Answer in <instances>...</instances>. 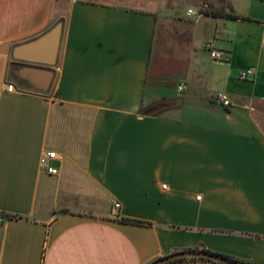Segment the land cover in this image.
<instances>
[{
    "label": "crops",
    "instance_id": "1",
    "mask_svg": "<svg viewBox=\"0 0 264 264\" xmlns=\"http://www.w3.org/2000/svg\"><path fill=\"white\" fill-rule=\"evenodd\" d=\"M195 3L0 0V264H264V0ZM61 20L54 66L12 57Z\"/></svg>",
    "mask_w": 264,
    "mask_h": 264
},
{
    "label": "water",
    "instance_id": "2",
    "mask_svg": "<svg viewBox=\"0 0 264 264\" xmlns=\"http://www.w3.org/2000/svg\"><path fill=\"white\" fill-rule=\"evenodd\" d=\"M64 22H57L43 35L13 47L12 57L18 61L41 63L54 66L57 63ZM8 44L0 46V52L8 53ZM185 258H205L218 264H247L227 256L207 250H188L177 252L158 259L155 264H168Z\"/></svg>",
    "mask_w": 264,
    "mask_h": 264
},
{
    "label": "built area",
    "instance_id": "3",
    "mask_svg": "<svg viewBox=\"0 0 264 264\" xmlns=\"http://www.w3.org/2000/svg\"><path fill=\"white\" fill-rule=\"evenodd\" d=\"M193 10H188L187 15L192 16ZM204 48L210 53V57L212 59L218 60V59H224V56L219 52L215 46L214 40H207L204 43ZM253 73L252 69L245 70L241 73V78L245 79L249 75ZM179 92H183L187 89V85L184 82L179 83L177 87ZM7 90L9 92H15L16 89L14 85L9 84L7 85ZM217 101L221 103L223 106L228 107L231 105L230 99L226 93H219L217 95ZM60 156L58 153L54 150H44L39 158V169L42 173L50 174V175H57L59 170L58 168L54 165V162L59 160ZM115 207H120V203L116 202ZM3 221V218L0 217V222ZM208 264H218L215 262H209Z\"/></svg>",
    "mask_w": 264,
    "mask_h": 264
},
{
    "label": "trees",
    "instance_id": "4",
    "mask_svg": "<svg viewBox=\"0 0 264 264\" xmlns=\"http://www.w3.org/2000/svg\"><path fill=\"white\" fill-rule=\"evenodd\" d=\"M122 220L127 221V222H131V223L141 224V225H151V223H149V222H144V221H139V220H133V219H127V218H122ZM186 259H190V260L201 259V260H205V261H210V260L205 259V258H185V259H179V260L173 261V262L168 263V264H175V263H177L179 261L186 260ZM155 262H153L152 264H155ZM245 263H247V262H245ZM247 264H250V263H247Z\"/></svg>",
    "mask_w": 264,
    "mask_h": 264
},
{
    "label": "rangeland",
    "instance_id": "5",
    "mask_svg": "<svg viewBox=\"0 0 264 264\" xmlns=\"http://www.w3.org/2000/svg\"><path fill=\"white\" fill-rule=\"evenodd\" d=\"M180 1L182 2V0H180ZM187 7H191L193 10L198 11L197 10V5L195 3V0H185V4H183V5L181 4V7L179 8L180 12L183 11L184 9L186 10ZM197 14L198 13L195 12V15H197Z\"/></svg>",
    "mask_w": 264,
    "mask_h": 264
}]
</instances>
